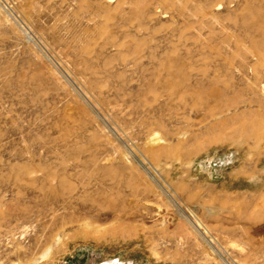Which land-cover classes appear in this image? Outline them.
Instances as JSON below:
<instances>
[{"label": "rangeland", "instance_id": "rangeland-1", "mask_svg": "<svg viewBox=\"0 0 264 264\" xmlns=\"http://www.w3.org/2000/svg\"><path fill=\"white\" fill-rule=\"evenodd\" d=\"M68 258L264 264V0H0V264Z\"/></svg>", "mask_w": 264, "mask_h": 264}, {"label": "built area", "instance_id": "built-area-1", "mask_svg": "<svg viewBox=\"0 0 264 264\" xmlns=\"http://www.w3.org/2000/svg\"><path fill=\"white\" fill-rule=\"evenodd\" d=\"M60 264H74L72 259H64L63 261L60 262Z\"/></svg>", "mask_w": 264, "mask_h": 264}, {"label": "crops", "instance_id": "crops-1", "mask_svg": "<svg viewBox=\"0 0 264 264\" xmlns=\"http://www.w3.org/2000/svg\"><path fill=\"white\" fill-rule=\"evenodd\" d=\"M114 262H116V261H119V263H121V264H124V263H122L120 260H113ZM106 262H108V261H105V262H101V263H95V264H105ZM76 264H82V262H78V263H76Z\"/></svg>", "mask_w": 264, "mask_h": 264}, {"label": "bare ground", "instance_id": "bare-ground-1", "mask_svg": "<svg viewBox=\"0 0 264 264\" xmlns=\"http://www.w3.org/2000/svg\"><path fill=\"white\" fill-rule=\"evenodd\" d=\"M107 264H119V263H115V262L111 261V262H107Z\"/></svg>", "mask_w": 264, "mask_h": 264}]
</instances>
